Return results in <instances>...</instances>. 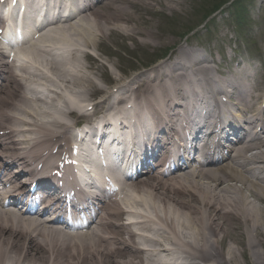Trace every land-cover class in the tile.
Listing matches in <instances>:
<instances>
[{
  "label": "bare ground",
  "instance_id": "obj_1",
  "mask_svg": "<svg viewBox=\"0 0 264 264\" xmlns=\"http://www.w3.org/2000/svg\"><path fill=\"white\" fill-rule=\"evenodd\" d=\"M173 3L78 0L75 22L67 17L61 28L63 36L69 35L68 53L46 50L47 70L35 81L42 96L32 86L31 96L17 93L19 77L0 55V172L10 177V187L0 198V264H239V256L245 255L264 264L258 251L264 245V140L257 133L264 130V93L250 98L251 82L244 75L215 78L209 57L190 45L179 46L151 70L120 82L98 102L107 111L98 118L105 123L114 115L124 117L129 104L133 111L147 110L155 119L148 139L154 147L139 163L145 173L118 181L119 197L108 194L88 232L69 233L61 227L65 221L60 225L59 220L4 207L7 198L16 204L27 183L38 176L42 189L52 185L51 172L73 139L68 118L88 107L96 85L83 69L81 57L85 61L89 54L85 51L108 42V34L154 42V21L142 13L155 14L154 5L159 11L171 9ZM79 26L85 30H73ZM64 91L71 92L66 97ZM197 110L193 117L188 114ZM91 120L96 119L88 118L89 124ZM204 123L215 135L204 149L214 155L195 164L194 155L201 150L190 155L183 141ZM227 123L235 138L223 147ZM239 123L247 125L240 135ZM100 131H92V137ZM252 132L246 140L244 135ZM179 146L190 156H185L189 161L184 169L180 154L178 162L172 161V148L182 151ZM67 180V188L75 187ZM124 214L130 222H122Z\"/></svg>",
  "mask_w": 264,
  "mask_h": 264
},
{
  "label": "rangeland",
  "instance_id": "obj_2",
  "mask_svg": "<svg viewBox=\"0 0 264 264\" xmlns=\"http://www.w3.org/2000/svg\"><path fill=\"white\" fill-rule=\"evenodd\" d=\"M169 0H160L162 4ZM175 0L174 8L158 5L152 6L155 14L142 13L146 20L153 19L154 42L146 43L138 36L132 39L125 35H109L108 42L102 43L94 51L93 60L84 58L86 75L94 79L89 100L108 93L110 86L127 82L135 75L150 70L160 61L169 58L179 46L190 45L201 54L209 57L211 75L225 74L228 67L235 65L239 57L249 56L247 62L253 63L254 82L259 85L256 93L264 92V0H254L248 7L247 18L239 27L234 22V15L228 7L231 0ZM154 3V2H152ZM209 21L208 26L206 25ZM235 23V28H234ZM212 24V25H211ZM241 34H238V33ZM196 36H192L193 34ZM246 34L251 41L242 44V35ZM241 40V41H240ZM81 41H83L81 39ZM145 43V44H144ZM242 53L240 55L239 53ZM254 53L255 56H252ZM231 57H236L230 62ZM253 59V61H251ZM81 62V64H82ZM87 64V65H86ZM83 65V64H82ZM88 66V67H86ZM239 67V66H237ZM78 118V117H76ZM264 259V245L258 247ZM249 252V256H250ZM245 255L239 256V264H259L258 261Z\"/></svg>",
  "mask_w": 264,
  "mask_h": 264
}]
</instances>
